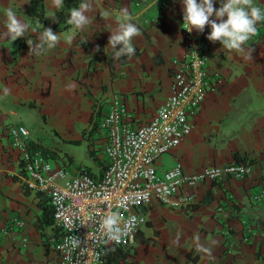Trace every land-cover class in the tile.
<instances>
[{
    "label": "crops",
    "instance_id": "0c3cea01",
    "mask_svg": "<svg viewBox=\"0 0 264 264\" xmlns=\"http://www.w3.org/2000/svg\"><path fill=\"white\" fill-rule=\"evenodd\" d=\"M37 1L0 0V29L5 27L7 7L29 25L24 39L0 40V264H59L49 247L59 230L48 198L26 189L9 130L38 123L68 134L82 132L92 128L114 94L133 114V125H143L170 94L172 61L184 52L179 0H93L89 15L95 24L83 31L67 24L69 9L81 0H65L55 23L49 19L50 0H41L40 23L59 34L60 43L44 55L28 54L25 40H35L41 31L31 15ZM263 3L255 0L254 6ZM123 9L141 35L133 40L134 55L116 59L105 48L116 25L104 13L115 15ZM257 27V34L244 45L254 49L251 60L245 53L209 42L207 27L203 33L192 32L208 51L209 69L218 71L224 83L206 96L191 120L190 134L155 163L158 172L180 164L184 172L194 173L207 166L247 162L251 175L197 184L187 190L192 204L183 210L153 199L141 211L143 223L131 246L108 247L105 264H264V197L254 199L264 189V28ZM97 46L100 51H94ZM73 83L75 89L69 90ZM68 141L81 142L76 137ZM28 142L40 146L31 137ZM13 219L23 221L24 227L2 235ZM200 245L210 248L211 255L199 251Z\"/></svg>",
    "mask_w": 264,
    "mask_h": 264
},
{
    "label": "built area",
    "instance_id": "2783aa9c",
    "mask_svg": "<svg viewBox=\"0 0 264 264\" xmlns=\"http://www.w3.org/2000/svg\"><path fill=\"white\" fill-rule=\"evenodd\" d=\"M264 9V3L261 7ZM259 29L264 28L261 22ZM184 52L172 61L170 94L143 125H133V114L122 98L114 94L106 110L99 114L93 127L94 139L104 157L101 174L92 175L86 168L74 174L52 166L50 160L31 149L29 132L22 126L9 130L11 145L18 152L26 189L47 196L52 209L53 225L59 235L49 247L58 255L59 264H105L108 247L128 248L143 223L142 209L154 199L175 210L187 209L193 196L188 189L205 181L227 178L243 180L252 173L247 162L225 166H207L186 173L180 164L158 172L156 161L177 147L192 130L191 120L197 115L206 96L216 93L224 83L223 76L208 67L207 49L192 33L183 31ZM264 197V189L255 200ZM119 212L121 227L134 216L135 228L119 242H108L99 230L104 213ZM95 217V222L90 221ZM24 227L21 220L9 221L2 235H13ZM76 237L79 247L71 242ZM242 240L246 242L247 237ZM23 246L27 244L22 239Z\"/></svg>",
    "mask_w": 264,
    "mask_h": 264
},
{
    "label": "clouds",
    "instance_id": "9594fccd",
    "mask_svg": "<svg viewBox=\"0 0 264 264\" xmlns=\"http://www.w3.org/2000/svg\"><path fill=\"white\" fill-rule=\"evenodd\" d=\"M29 2V0H28ZM65 0H50L52 9L51 19L56 22L55 16L58 10L64 8ZM182 11L181 30L191 34L193 31L200 34L205 28L210 32L206 39L211 43H219L221 48L229 52H242L246 58L252 59L253 48L244 45L250 41L258 31V24L264 22V9L255 5V0H179ZM219 3V7L214 5ZM93 0H81L78 7L69 9L67 24L83 31L86 27L95 24V18L89 13L93 11ZM5 27L0 29V40L12 43L18 38L24 39L29 32V25L21 20L16 12L11 8L5 9ZM105 16H111L116 27L109 32L107 45L105 48L112 50L114 58L119 59L124 56L131 57L135 53L133 40L141 35L140 29L132 22V16L126 9L112 15L105 11ZM41 31L34 40L29 38L26 41L29 51L28 54L44 55L50 50L55 49L60 43V35L55 33L52 28H45L38 21ZM100 27V25H98ZM94 51H100L97 46ZM76 85L69 84V90H74ZM134 216L130 217L123 227L119 212L104 213L99 222V230L108 242H119L123 236L129 235L135 228ZM90 221L95 222V217H90ZM198 241V234L195 236ZM71 242L77 247L81 241L72 237ZM198 250L211 255V249L202 245Z\"/></svg>",
    "mask_w": 264,
    "mask_h": 264
},
{
    "label": "rangeland",
    "instance_id": "374dc122",
    "mask_svg": "<svg viewBox=\"0 0 264 264\" xmlns=\"http://www.w3.org/2000/svg\"><path fill=\"white\" fill-rule=\"evenodd\" d=\"M96 114L94 115L95 118ZM93 118V117H92ZM42 121V118H38ZM29 137L40 144L34 150L40 152L50 160L52 166H58L65 169L70 175L76 173L81 168H86L94 176L99 175L103 170L104 157L99 151L98 143L90 137L93 126L84 129L82 132L76 130L71 134L65 131H56L49 125L38 123L27 127ZM77 128H80L77 126ZM79 136H78V135ZM82 134L83 139L80 137ZM79 138L78 144L70 143V138ZM73 140V139H72Z\"/></svg>",
    "mask_w": 264,
    "mask_h": 264
},
{
    "label": "trees",
    "instance_id": "16d2710c",
    "mask_svg": "<svg viewBox=\"0 0 264 264\" xmlns=\"http://www.w3.org/2000/svg\"><path fill=\"white\" fill-rule=\"evenodd\" d=\"M43 12H44V10H43V4H42V1L41 0H38L37 2H36V4L34 5V7L32 8V10H31V15L32 16H35L37 19H38V21L39 22H41L42 21V19H43ZM96 126V124L94 123V125H93V127H95ZM70 143H73V144H78V143H80V141H69ZM31 147V149L32 150H34L36 147H34L33 146V144L30 146ZM35 151V150H34ZM104 164V166H103V170H104V167H105V163H103ZM102 170V171H103ZM102 171H101V173H102ZM100 173V174H101Z\"/></svg>",
    "mask_w": 264,
    "mask_h": 264
}]
</instances>
